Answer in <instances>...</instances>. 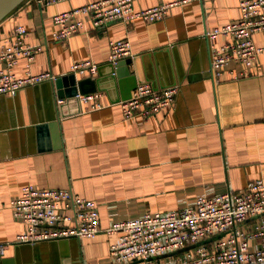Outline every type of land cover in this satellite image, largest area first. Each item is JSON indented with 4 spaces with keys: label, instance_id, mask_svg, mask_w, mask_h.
Wrapping results in <instances>:
<instances>
[{
    "label": "crops",
    "instance_id": "0c3cea01",
    "mask_svg": "<svg viewBox=\"0 0 264 264\" xmlns=\"http://www.w3.org/2000/svg\"><path fill=\"white\" fill-rule=\"evenodd\" d=\"M90 1L23 0L0 20V46L17 24L28 28L27 42L42 46L30 61L19 57L13 71L55 75L12 94L0 93V240L10 241L0 264H25L32 256L31 247L14 241L26 224L10 207L25 183L68 187L92 198L104 228L145 211L185 206L197 193L240 189L256 177L264 180V53L246 76L230 77L227 68H238L235 63L219 79L204 74L210 63L204 32L236 18L239 0H189L171 5L157 20L116 18L103 28L81 13L79 30L54 38L52 15ZM162 1L167 0H133V5ZM118 37L130 40L128 56L136 58L145 81L175 83L170 106L147 117L125 118L110 75L102 76L106 88L98 89L93 80L98 69L94 74L71 69L85 58L98 66L108 62L109 41ZM254 38L264 42L259 32ZM71 72L86 92H100L103 106L88 110L78 99L58 101L52 79ZM258 217L250 215L240 226L251 228ZM99 234L104 237L94 248ZM115 238L104 230L78 237V264H115L109 254ZM256 246L258 240H251L250 247Z\"/></svg>",
    "mask_w": 264,
    "mask_h": 264
},
{
    "label": "built area",
    "instance_id": "2783aa9c",
    "mask_svg": "<svg viewBox=\"0 0 264 264\" xmlns=\"http://www.w3.org/2000/svg\"><path fill=\"white\" fill-rule=\"evenodd\" d=\"M186 1L189 0H167L135 7L133 0H92L55 12L52 20L57 27L53 37L65 39L79 30L84 23L78 16L81 13H87L95 27L103 28L116 18L157 20L167 14L171 5ZM238 7L236 18L204 32L209 40L210 70L215 79L222 76L229 63L239 66L227 68L230 77L250 74L260 54L264 53V42H257L254 38L258 32L264 35V0H239ZM27 29L24 24L15 25L0 46V62L3 63L0 65V93L12 94L22 86L55 76L49 70L27 71L22 75L12 70L19 57L30 61L42 47L24 39ZM219 35L229 39L217 42L214 38ZM131 53L127 37L110 39L109 61L115 62ZM71 69H87L94 74L98 62L81 59L74 61ZM176 90L175 84L154 87L150 81L137 82L130 96L119 100L121 113L125 118L155 114L173 103ZM99 95L98 91L78 92L81 104L85 103L88 110L104 105ZM10 207L13 214L26 224L15 242L72 235L93 236L104 230L116 235L109 246L115 264H264V180L261 177L248 180L240 189L197 193L185 206L145 211L114 220L104 228H100L96 202L68 187H38L25 183L19 195L10 200ZM256 214H259L258 220L251 228L240 226L246 217ZM219 232L223 234L196 244L198 240ZM255 239L258 246L251 248L250 241ZM9 243L0 240V254L5 252ZM192 243L191 247L167 254Z\"/></svg>",
    "mask_w": 264,
    "mask_h": 264
},
{
    "label": "water",
    "instance_id": "95a60500",
    "mask_svg": "<svg viewBox=\"0 0 264 264\" xmlns=\"http://www.w3.org/2000/svg\"><path fill=\"white\" fill-rule=\"evenodd\" d=\"M23 0H0V20L12 11L16 6H18ZM206 44L209 48V40L206 37ZM133 63V68H129V63ZM125 65V66H124ZM210 63L208 68L205 70L204 74H210ZM99 75L95 77L96 86L98 89L106 88L104 86L103 75H110L114 82H117L118 86V95L116 99H124L130 96L133 87L137 82L145 81V76L141 75L137 61L135 57L125 56L119 58L117 61L112 62L108 61L106 63L98 66ZM116 78V79H115ZM55 86L56 97L68 100L70 98L78 99V92H86V90L81 87V80L76 78L75 73H66L62 74L58 78L52 79ZM154 87H162L167 85H172L175 83H156L154 80L150 81ZM114 86V85H113ZM115 88V86H114ZM95 90V88H94ZM108 90V89H107ZM16 92V91H15ZM14 92V93H15ZM4 94V93H1ZM80 102V100H79ZM81 103V102H80ZM81 109V105L77 110ZM259 216V214H256ZM223 234V232L216 233L209 237L198 240L196 244L204 243L210 241L218 236ZM27 245L32 248V256L26 260L25 264H78L82 261L78 237L72 235L69 237L61 238H51V239H42L36 240L33 242L29 241H17L16 245ZM194 243L168 252L167 254L181 251L188 247L193 246ZM66 252V253H64ZM156 257V256H153Z\"/></svg>",
    "mask_w": 264,
    "mask_h": 264
},
{
    "label": "rangeland",
    "instance_id": "374dc122",
    "mask_svg": "<svg viewBox=\"0 0 264 264\" xmlns=\"http://www.w3.org/2000/svg\"><path fill=\"white\" fill-rule=\"evenodd\" d=\"M103 237H104V234H99L98 236H97V238L94 240V242H93V247L95 248L96 246H99V244H100V241L103 239Z\"/></svg>",
    "mask_w": 264,
    "mask_h": 264
}]
</instances>
